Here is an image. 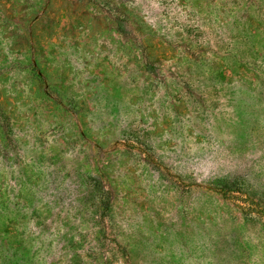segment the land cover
<instances>
[{"label": "rangeland", "instance_id": "374dc122", "mask_svg": "<svg viewBox=\"0 0 264 264\" xmlns=\"http://www.w3.org/2000/svg\"><path fill=\"white\" fill-rule=\"evenodd\" d=\"M0 264H264V0H0Z\"/></svg>", "mask_w": 264, "mask_h": 264}]
</instances>
